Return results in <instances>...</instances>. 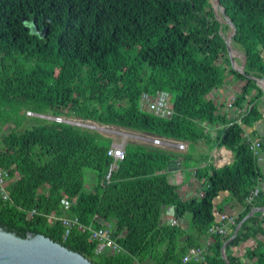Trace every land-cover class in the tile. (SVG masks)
<instances>
[{"label":"trees","instance_id":"1","mask_svg":"<svg viewBox=\"0 0 264 264\" xmlns=\"http://www.w3.org/2000/svg\"><path fill=\"white\" fill-rule=\"evenodd\" d=\"M219 1L236 28L244 73L230 66L228 26L210 0H0V168L9 174L0 228L19 237L43 234L93 264H243L231 253L242 234H264V214L242 221L264 206L262 190L248 201L263 177L249 139L262 136L243 135V125L262 119L263 89L247 75L264 78V0ZM229 74L243 82L226 102L232 116L225 101L209 97ZM157 90L169 93V117L140 106L143 93ZM37 114L118 126L188 148L128 142L106 181L111 137ZM198 144L225 147L233 159L215 167L204 156L196 170L201 193L183 200L167 168L174 159L190 163ZM221 191L244 211L225 235L212 236L204 261L183 263L189 248L205 244ZM166 206L176 223L161 221ZM61 217L109 228L121 250L96 253L89 232ZM245 257L264 264V242L255 240Z\"/></svg>","mask_w":264,"mask_h":264},{"label":"crops","instance_id":"2","mask_svg":"<svg viewBox=\"0 0 264 264\" xmlns=\"http://www.w3.org/2000/svg\"><path fill=\"white\" fill-rule=\"evenodd\" d=\"M242 83V81H240L239 79H235L231 74H229L227 76V81L223 85V87L213 90L209 94V97H212L218 103H222L223 101H225L226 103L230 101L232 95L233 98L236 96V94L240 91V86L242 85ZM259 103L260 110L262 112V119L256 121L253 125H243V135L246 138L262 136L264 134V92L263 96L259 100ZM225 109H227L228 115L232 116L235 114V109L232 106L230 108L226 106ZM184 143L186 144L184 150H178L175 148L170 150L184 153L188 148V144L186 142ZM206 155L209 156L208 161L211 162L215 167H221L224 164H228L233 159L231 150L225 147H214L213 149L209 150L206 145L198 144V146L196 147V153L194 154L195 158H192V160H190V163L188 162L189 160H185L183 158L174 159L169 163L167 172L171 174V181L177 185V193L181 199L187 200L190 197L201 193L200 191L202 183L196 178V170L198 167H202L205 165L206 162L203 160V157ZM256 162L261 172L264 173V147L260 148L256 153ZM213 205L214 213L227 214L229 216L235 217L236 219L245 209V206L232 198L229 195L228 191H221L213 199ZM256 207L257 206L253 207L242 219V221H244L248 217H253L254 219L259 220L264 212L256 209ZM171 211H173L171 206H166L163 209L161 214V221L163 223L169 224L172 222V220L174 219V215L171 213ZM255 240L264 242V234L258 232L252 237L248 236L246 233L242 234L240 244L238 245V247L233 248L231 253L239 256V258L241 259L245 258V251L255 244ZM207 241L210 245L212 238L208 237L206 239V242ZM223 256L225 257V253ZM146 264L153 263L148 261Z\"/></svg>","mask_w":264,"mask_h":264},{"label":"built area","instance_id":"3","mask_svg":"<svg viewBox=\"0 0 264 264\" xmlns=\"http://www.w3.org/2000/svg\"><path fill=\"white\" fill-rule=\"evenodd\" d=\"M263 88V86H261ZM169 93L165 90H157L154 94L143 93L140 98V106L144 110H148L153 112L154 114L161 117H169L173 113L172 109L169 107ZM228 108L231 107V102L226 103ZM49 119H54L56 121L69 122L67 117L63 116H45ZM152 145H156L165 149H178L184 150L185 143L183 141H177L170 138H164L159 136H150ZM250 147L254 153H257L258 150L264 145V134L261 138L249 139ZM107 154L112 157L113 162L110 165L108 172L105 175V180L109 181L110 175L113 169L116 168V163L121 161L125 155V145L122 143L112 142L110 147L107 150ZM8 171L0 168V196L2 199H8V191L7 185L9 183L8 179ZM262 180L259 184L251 190V194L248 198V201H252V199L257 195L259 190L262 189ZM65 207L68 206V202L66 199L62 200ZM32 213V212H31ZM215 222L209 228V238H212L214 234L225 235L230 225H234L236 222V218L233 216H229L227 214H219L214 213ZM64 224L70 225L72 223H76L82 230H86L90 234V238L97 242L95 252L100 253L104 250H109L110 252H118L121 250L120 245L111 237L109 228H93L91 225H83L77 223L76 220L61 217L60 218ZM171 223H176V220L173 219ZM68 233V229L65 230V235ZM209 246V242L207 241L201 247H191L187 251V253L183 256V263H188L191 261L202 262L204 261V254L207 251V247ZM241 259V258H240ZM243 264H253L252 260L248 258L241 259Z\"/></svg>","mask_w":264,"mask_h":264},{"label":"water","instance_id":"4","mask_svg":"<svg viewBox=\"0 0 264 264\" xmlns=\"http://www.w3.org/2000/svg\"><path fill=\"white\" fill-rule=\"evenodd\" d=\"M216 8L219 10L223 17L224 23L233 30L236 34V28L232 21L229 19L228 15L225 13L223 6L220 4L219 0H215ZM45 29L40 31L42 34ZM223 35V34H222ZM224 36V35H223ZM226 50L229 58L230 66L237 71L244 73V64L241 68H235L232 64V54L231 45L229 39L225 40ZM249 78L256 80L257 84L263 86L264 92V78H255L251 75H247ZM40 115V114H37ZM43 116V115H40ZM262 191L264 193V173L262 177ZM256 209L264 212V206L256 207ZM174 215V211H171ZM240 223H238L230 238L224 243L222 251L230 240L235 236ZM224 255V251H223ZM224 257V256H223ZM0 264H93L89 259L85 258L83 255L76 251H72L62 244L53 241L49 237L43 234H29L26 237H19L11 232L5 231L0 228ZM226 264H229L226 261Z\"/></svg>","mask_w":264,"mask_h":264},{"label":"rangeland","instance_id":"5","mask_svg":"<svg viewBox=\"0 0 264 264\" xmlns=\"http://www.w3.org/2000/svg\"><path fill=\"white\" fill-rule=\"evenodd\" d=\"M210 1L212 3L213 11H214V14H215L217 20L222 22L223 17L220 14L219 10L216 8L215 0H210ZM235 35L236 34L233 33V30L231 28H227V31L224 34V41L229 39L231 49H232L231 54H232V51L234 53H237V56L236 55L232 56L233 66L235 68H241L245 58H244L243 53L239 50V48L235 44V40H234ZM231 97L232 98H230V99H233V95ZM33 114L34 113H29L28 115L32 116ZM34 115H36V114H34ZM68 120L72 124H77V125H80L83 127H88L89 129L97 130V131L101 132L102 134L111 137L114 142L122 143L123 145H125L128 142H134V143H140V144L152 143V141H150L151 135L141 133L138 131L129 130V129L121 128L118 126H113V125H104V124H100V123L95 122V121L84 120V119H80V118L69 117ZM88 124H90V125H88ZM7 130H8V128L5 129V131H7Z\"/></svg>","mask_w":264,"mask_h":264},{"label":"bare ground","instance_id":"6","mask_svg":"<svg viewBox=\"0 0 264 264\" xmlns=\"http://www.w3.org/2000/svg\"><path fill=\"white\" fill-rule=\"evenodd\" d=\"M237 56V53H234L233 51H232V56ZM43 116H52V115H43ZM68 119V118H67ZM77 125V124H76ZM88 125H90V124H88ZM81 224V223H80ZM94 228V227H93Z\"/></svg>","mask_w":264,"mask_h":264}]
</instances>
